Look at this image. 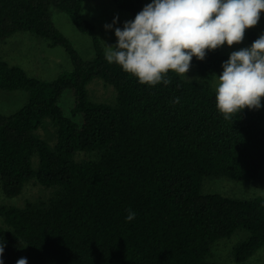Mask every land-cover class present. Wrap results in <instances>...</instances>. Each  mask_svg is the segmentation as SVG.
<instances>
[{
	"label": "trees",
	"instance_id": "1",
	"mask_svg": "<svg viewBox=\"0 0 264 264\" xmlns=\"http://www.w3.org/2000/svg\"><path fill=\"white\" fill-rule=\"evenodd\" d=\"M85 1L0 0V41L29 32L63 47L73 65L45 80L0 59V89L29 94L16 113L0 112L3 191L17 198L33 180L53 189L46 199L0 206V264H226L210 260L213 246L240 232L234 260L248 261L264 248V197L203 193L202 185L219 177L253 182L264 168V84L249 104L244 77L212 84L232 71L264 72L257 32L248 33L250 51L224 53L221 43L238 31L225 0H159L158 28L147 23L145 0H114L140 34H124L110 59L83 15ZM240 1L264 7V0ZM175 7L188 8L198 36L212 25L217 40L201 46L169 27ZM53 8L92 38V59L56 26ZM177 53L201 81L176 71ZM96 78L118 99L92 100L88 85ZM67 90L75 96L73 116L60 105ZM47 118L54 147L36 134ZM84 152L91 156L76 158Z\"/></svg>",
	"mask_w": 264,
	"mask_h": 264
},
{
	"label": "rangeland",
	"instance_id": "2",
	"mask_svg": "<svg viewBox=\"0 0 264 264\" xmlns=\"http://www.w3.org/2000/svg\"><path fill=\"white\" fill-rule=\"evenodd\" d=\"M235 12V20L238 31L234 38L221 43L224 53L235 54L248 52L251 45L248 33L255 30L258 35V44L264 48V7L253 4H245L240 0H225ZM159 0H145L143 14L151 28H158L161 25L159 15ZM53 19L56 26L71 40L73 46L86 59L95 56L92 38L81 33L73 24L71 18L65 12L52 9ZM83 15L96 25V35L105 46L107 56L114 58L116 50L124 36L130 38L140 34V28L134 16L127 11L121 10L114 0H86L83 8ZM166 22L172 29L179 30L189 37L196 39L201 46H209L217 40L214 27L210 25L207 30L198 36L197 30L192 23L187 7H175L171 9ZM0 59L11 64L20 65L30 76L53 80L62 72L72 70V60L68 52L61 46H53L49 40L38 37L29 32L17 33L5 40L0 41ZM173 64L176 71L186 80L201 81L199 70L191 66L188 57L177 53L173 57ZM245 79L246 92L245 103L253 102L264 84V72L253 71L244 73L232 71L225 77H214V87L232 85L240 78ZM107 87V88H106ZM102 79L96 78L88 85L92 100L115 99L118 91L113 86H106ZM29 94L26 90L5 91L0 89V112L11 115L20 110L27 103ZM60 105L67 116H73L75 96L71 90L65 91ZM75 120L81 122V116H75ZM50 118L44 120L36 134L47 141L52 147L57 143L56 129L48 123ZM89 153H79L77 159L89 158ZM39 157L33 158V167L38 168ZM203 193H220L225 196L239 198L264 197V168L260 177L253 182L245 180H234L226 177L205 178L202 185ZM53 192L52 188L44 187L37 180L30 182L22 195L17 198H9L5 195L0 180V206L22 205L29 200L46 199ZM2 222V218L0 217ZM238 233L229 239L218 241L213 246L211 261L226 264H238L234 260L233 248L243 238ZM240 264H264V248L260 249L251 259Z\"/></svg>",
	"mask_w": 264,
	"mask_h": 264
}]
</instances>
